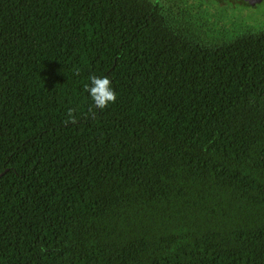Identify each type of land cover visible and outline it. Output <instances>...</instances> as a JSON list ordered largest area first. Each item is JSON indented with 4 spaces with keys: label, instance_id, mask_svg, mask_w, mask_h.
<instances>
[{
    "label": "trees",
    "instance_id": "trees-1",
    "mask_svg": "<svg viewBox=\"0 0 264 264\" xmlns=\"http://www.w3.org/2000/svg\"><path fill=\"white\" fill-rule=\"evenodd\" d=\"M210 30L168 0H0V264H264V32ZM92 75L117 100L89 116Z\"/></svg>",
    "mask_w": 264,
    "mask_h": 264
},
{
    "label": "flooded vegetation",
    "instance_id": "flooded-vegetation-1",
    "mask_svg": "<svg viewBox=\"0 0 264 264\" xmlns=\"http://www.w3.org/2000/svg\"><path fill=\"white\" fill-rule=\"evenodd\" d=\"M194 9L199 22H207L217 39L264 32V0H168Z\"/></svg>",
    "mask_w": 264,
    "mask_h": 264
},
{
    "label": "clouds",
    "instance_id": "clouds-1",
    "mask_svg": "<svg viewBox=\"0 0 264 264\" xmlns=\"http://www.w3.org/2000/svg\"><path fill=\"white\" fill-rule=\"evenodd\" d=\"M84 90L91 100V105L87 109V115L89 116H94L97 112H102L116 103L117 93L108 76H90L89 83L84 86ZM76 111V109H69L68 112V119L73 123L78 120L75 115Z\"/></svg>",
    "mask_w": 264,
    "mask_h": 264
}]
</instances>
